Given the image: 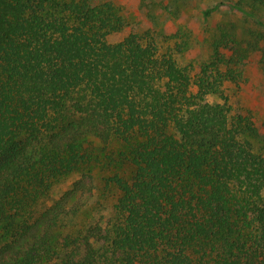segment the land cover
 I'll return each mask as SVG.
<instances>
[{
  "label": "trees",
  "instance_id": "1",
  "mask_svg": "<svg viewBox=\"0 0 264 264\" xmlns=\"http://www.w3.org/2000/svg\"><path fill=\"white\" fill-rule=\"evenodd\" d=\"M92 1L0 0V264H264V123L230 103L225 60L193 80L154 39L109 43L125 22ZM94 138L130 172L79 227L70 196L101 190Z\"/></svg>",
  "mask_w": 264,
  "mask_h": 264
},
{
  "label": "rangeland",
  "instance_id": "2",
  "mask_svg": "<svg viewBox=\"0 0 264 264\" xmlns=\"http://www.w3.org/2000/svg\"><path fill=\"white\" fill-rule=\"evenodd\" d=\"M94 4L110 3L125 22V28L108 36L109 43H117L130 33L137 32L146 39H154L162 53L175 57L194 79L218 55L225 60L223 71L231 70L235 80L225 84L226 93L234 107L248 111L259 131L264 123V6H247L246 12L235 8L236 0H93ZM228 65V67H227ZM87 148L91 170L101 190L93 194L73 193L70 205L77 204L78 226L95 224L106 216L114 203L104 179L115 172H130L128 165L115 169L108 159L116 145L105 147L96 138ZM262 137L253 139L256 150L264 147ZM116 157V156H115ZM81 174L64 178L52 199L58 201L72 190ZM73 192V191H71ZM105 192V193H103ZM75 194V195H74ZM49 206L53 202L48 203ZM76 226V227H78ZM74 227V228H76ZM73 228V229H74ZM71 228L61 229L66 235Z\"/></svg>",
  "mask_w": 264,
  "mask_h": 264
}]
</instances>
